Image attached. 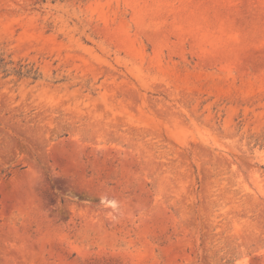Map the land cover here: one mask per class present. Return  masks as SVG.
I'll return each instance as SVG.
<instances>
[{"label":"rangeland","instance_id":"1","mask_svg":"<svg viewBox=\"0 0 264 264\" xmlns=\"http://www.w3.org/2000/svg\"><path fill=\"white\" fill-rule=\"evenodd\" d=\"M0 264H264V0H0Z\"/></svg>","mask_w":264,"mask_h":264}]
</instances>
